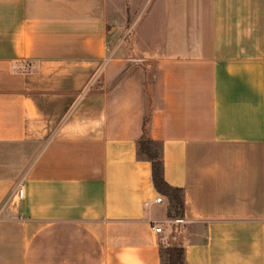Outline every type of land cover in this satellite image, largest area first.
<instances>
[{
    "label": "crops",
    "instance_id": "0c3cea01",
    "mask_svg": "<svg viewBox=\"0 0 264 264\" xmlns=\"http://www.w3.org/2000/svg\"><path fill=\"white\" fill-rule=\"evenodd\" d=\"M0 216V264H264V0H0Z\"/></svg>",
    "mask_w": 264,
    "mask_h": 264
},
{
    "label": "trees",
    "instance_id": "16d2710c",
    "mask_svg": "<svg viewBox=\"0 0 264 264\" xmlns=\"http://www.w3.org/2000/svg\"><path fill=\"white\" fill-rule=\"evenodd\" d=\"M139 148L150 162L152 167V179L158 192L166 195L170 201L168 217L178 218L184 212V190L170 185L164 176V161L160 144L149 136L147 131V119L144 125V134L139 141ZM162 253L164 264H186L185 249L181 245L163 244Z\"/></svg>",
    "mask_w": 264,
    "mask_h": 264
},
{
    "label": "rangeland",
    "instance_id": "374dc122",
    "mask_svg": "<svg viewBox=\"0 0 264 264\" xmlns=\"http://www.w3.org/2000/svg\"><path fill=\"white\" fill-rule=\"evenodd\" d=\"M146 10L143 9L142 11H140L137 16H136V19L133 23V26L131 27V30H130V37H133L135 35L136 32H139L140 29H141V26L144 24V21L146 20ZM167 227L169 230H172V228L174 227L173 224L167 222L166 223Z\"/></svg>",
    "mask_w": 264,
    "mask_h": 264
},
{
    "label": "built area",
    "instance_id": "2783aa9c",
    "mask_svg": "<svg viewBox=\"0 0 264 264\" xmlns=\"http://www.w3.org/2000/svg\"><path fill=\"white\" fill-rule=\"evenodd\" d=\"M24 195H25L24 187L20 184V185H18V188H17V190H16V195H15V197H16V201H20V200H22V199L24 198ZM157 201H158V202H163V201H164L163 196H159V197H157ZM0 219H1V216H0ZM170 221H171V222H175V223H182V222L185 221V219L178 217V218H175V219H171ZM154 228H155V230H156L158 233H160V232L163 231V229H162L161 226H158V225H157V226H154Z\"/></svg>",
    "mask_w": 264,
    "mask_h": 264
}]
</instances>
